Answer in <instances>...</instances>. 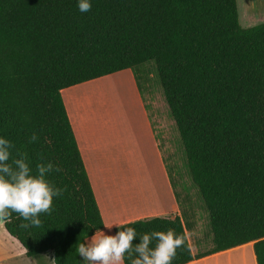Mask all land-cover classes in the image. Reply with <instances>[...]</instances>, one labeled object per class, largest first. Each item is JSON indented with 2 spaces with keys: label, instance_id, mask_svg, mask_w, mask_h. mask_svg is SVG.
Returning <instances> with one entry per match:
<instances>
[{
  "label": "trees",
  "instance_id": "1",
  "mask_svg": "<svg viewBox=\"0 0 264 264\" xmlns=\"http://www.w3.org/2000/svg\"><path fill=\"white\" fill-rule=\"evenodd\" d=\"M90 3L82 13L78 0H0V138L27 152L33 174L41 156L59 167L47 179L66 189L40 227L20 228L27 221L13 213L6 231L29 258L53 252L56 264H84L77 244L104 222L62 91L154 62L214 250L254 243L264 264V23L243 28L237 0ZM126 227L133 245L153 231L183 234L172 264L196 259L179 216L115 234Z\"/></svg>",
  "mask_w": 264,
  "mask_h": 264
},
{
  "label": "crops",
  "instance_id": "2",
  "mask_svg": "<svg viewBox=\"0 0 264 264\" xmlns=\"http://www.w3.org/2000/svg\"><path fill=\"white\" fill-rule=\"evenodd\" d=\"M254 7L256 13H264V0H257ZM135 70L128 69L112 74L114 76L96 79L124 80L123 87L130 95V115L123 111V102H120L118 111L112 116L106 112L90 116L85 114L82 107L71 105L65 92L84 83L62 91L103 218L104 228L101 231L106 235H115V228L127 223L179 216L185 226L192 253L196 256L188 264H221L224 258L236 254L244 258V250L247 249L251 251L253 259L248 257L245 261L251 263L253 260L257 264L253 253L254 243L216 252L209 226L204 231L201 218L196 213L191 217L184 215L168 169V163L172 162L169 155L171 145L157 125L161 121L157 119L154 108H148L150 103L145 101L146 95L139 86ZM91 237L86 239V246ZM52 259L53 254L49 253L38 258L27 257L20 242L0 222V264H51ZM245 261L239 264H246Z\"/></svg>",
  "mask_w": 264,
  "mask_h": 264
},
{
  "label": "clouds",
  "instance_id": "3",
  "mask_svg": "<svg viewBox=\"0 0 264 264\" xmlns=\"http://www.w3.org/2000/svg\"><path fill=\"white\" fill-rule=\"evenodd\" d=\"M78 9L82 13L89 12L90 0H78ZM37 139L33 134L29 143ZM40 161L33 174L27 152L0 138V222L8 221L16 213L27 221L19 227L27 229L41 226L40 214L51 215L53 197L61 196L66 189L56 188L47 179L48 174L61 169L44 162L42 156ZM136 238L137 233L132 227L119 230L115 235H106L98 229L87 241V246L85 243L77 244V253L84 264H125V259L128 264H172L177 249L186 242L185 235H178L172 229L143 234L140 242L133 245ZM51 264H56L55 259Z\"/></svg>",
  "mask_w": 264,
  "mask_h": 264
},
{
  "label": "rangeland",
  "instance_id": "4",
  "mask_svg": "<svg viewBox=\"0 0 264 264\" xmlns=\"http://www.w3.org/2000/svg\"><path fill=\"white\" fill-rule=\"evenodd\" d=\"M237 1L240 24L243 28L264 23V13L255 12L256 9L254 6L257 4V0ZM135 72L139 86L144 92V95H146L145 101L150 103V107L148 108L149 110L154 108L157 119L161 121L157 122V125L161 127L162 133L165 134L166 140L171 145L169 155L172 162L168 163V169L180 198L182 211L186 217L194 216V213L198 214L203 224V230H208L209 226L211 231L209 217H207L208 212L198 188L192 183L183 144L165 101L156 65L154 62H148L136 67ZM123 83L125 84L124 80L119 81L109 78L106 81L101 80L94 83H84L81 86L67 90L65 94H68V100L71 105L82 107L85 110V114L90 116L100 112H106L107 115L112 116L115 114V111H118L117 107L120 102L124 104L123 111L125 114L130 115L132 114L130 95L126 87H123ZM244 251V258L242 255L236 254L232 257L224 258L221 264H239V262L245 261V258L249 257L253 259L250 250L247 249ZM49 254H53V252H49ZM245 263L254 264L253 260L251 263H247L246 261Z\"/></svg>",
  "mask_w": 264,
  "mask_h": 264
}]
</instances>
